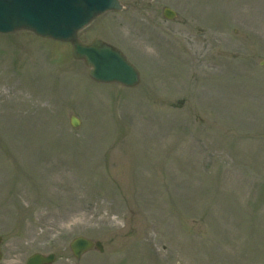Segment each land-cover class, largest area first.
I'll use <instances>...</instances> for the list:
<instances>
[{"label": "rangeland", "instance_id": "1", "mask_svg": "<svg viewBox=\"0 0 264 264\" xmlns=\"http://www.w3.org/2000/svg\"><path fill=\"white\" fill-rule=\"evenodd\" d=\"M121 1L80 35L124 50L133 89L0 34V264H264V0ZM79 235L105 251L77 259Z\"/></svg>", "mask_w": 264, "mask_h": 264}, {"label": "water", "instance_id": "2", "mask_svg": "<svg viewBox=\"0 0 264 264\" xmlns=\"http://www.w3.org/2000/svg\"><path fill=\"white\" fill-rule=\"evenodd\" d=\"M121 8L119 0H0V32L23 29L44 37L70 41L74 57L85 60L94 80L133 87L140 82L139 71L120 49L98 38L84 43L78 35L98 15ZM165 15L172 18L174 12L166 9ZM71 123L77 126L80 122L73 116ZM94 246L104 250L101 241L94 242L83 236L71 242V249L78 258ZM54 259V254L35 253L27 264H47Z\"/></svg>", "mask_w": 264, "mask_h": 264}]
</instances>
